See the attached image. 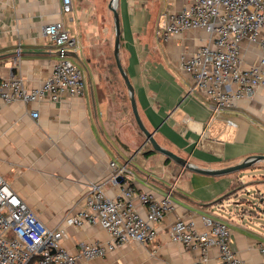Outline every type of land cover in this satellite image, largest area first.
I'll use <instances>...</instances> for the list:
<instances>
[{
  "label": "crops",
  "instance_id": "0c3cea01",
  "mask_svg": "<svg viewBox=\"0 0 264 264\" xmlns=\"http://www.w3.org/2000/svg\"><path fill=\"white\" fill-rule=\"evenodd\" d=\"M187 1L116 0L118 57L133 88L138 115L160 147L198 169L219 170L264 156V85L252 97L216 114L190 89L178 68L179 56L195 51L206 34L190 30L166 42L155 38L157 26ZM109 2L72 0L71 12L62 13L61 0H0V79L14 76L27 90L38 87L58 58L42 28L60 20L79 43L67 58L82 67L78 68L85 85L79 99L2 106L0 176L49 229L64 228V218L84 207L90 182H106V194H117L118 186L107 183L110 162L126 166L128 172L119 180L136 192L159 198L172 191L173 211L154 225L153 242L126 244L82 264H195L199 252L171 243L167 231L178 218L202 230L201 217L228 227L231 249L245 264H264L259 253L264 244V196L258 182L246 181L264 171V162L209 176L152 151L113 66L115 30ZM257 54L255 46L242 45L245 66ZM32 111L38 112L37 120L31 118ZM227 119L235 126L227 125ZM250 185L256 188L254 196ZM65 235L63 245L74 254L82 242L110 240L98 227H66ZM215 255L211 250L209 264H215Z\"/></svg>",
  "mask_w": 264,
  "mask_h": 264
},
{
  "label": "built area",
  "instance_id": "2783aa9c",
  "mask_svg": "<svg viewBox=\"0 0 264 264\" xmlns=\"http://www.w3.org/2000/svg\"><path fill=\"white\" fill-rule=\"evenodd\" d=\"M71 10L72 0H61V12ZM190 30L203 31L206 40L192 53L180 55L178 68L187 77L190 89L207 100L212 112L233 108L264 85V0H188L177 14L166 17L154 34L157 40L166 42ZM42 33L58 57L50 74L30 90L18 77L0 79V110L17 102L55 103L84 95V74L67 58L78 49V41L60 20L45 24ZM243 44L258 49L249 66L243 63ZM30 116L37 120L38 112L32 111ZM226 124L235 126L230 119ZM108 169L107 183L118 186L117 194H106V182H90L84 207L64 218V228L54 229L47 228L0 176V264H82L126 244L153 242L154 225L173 211L172 191L159 198L136 192L129 183L119 181L128 172L125 165L110 162ZM201 223L203 229L198 230L193 221L176 219L167 231L169 241L198 251L195 264H209L211 250L216 251L215 264H245L231 249L230 231L224 223L208 217H201ZM66 227H98L110 240L82 242L74 254L63 245ZM259 253L264 257V244Z\"/></svg>",
  "mask_w": 264,
  "mask_h": 264
},
{
  "label": "water",
  "instance_id": "95a60500",
  "mask_svg": "<svg viewBox=\"0 0 264 264\" xmlns=\"http://www.w3.org/2000/svg\"><path fill=\"white\" fill-rule=\"evenodd\" d=\"M115 3H116V0H110V2L108 4V9L112 13L113 22H114V30H115L114 44H113V56H114V59H115V64H116L117 71H118L120 77L122 78L127 91L129 92L131 111H132L133 117L135 119L136 125L138 126V128L142 132V134L144 135L145 142L150 144L152 151H155L157 153L162 154L166 158L170 159L172 162L178 164L179 166H181V167H183V168H185V169H187L189 171H192V172H195V173H198V174H202V175H209V176H219V175H226V174L240 172V171L252 168L253 165L256 164V163L264 162V156H252V157L246 158L240 164H237V165H234V166H230V167H227V168H223V169H219V170H202V169H198V168L192 166L191 164H189L183 158L173 154L172 152L160 147L157 144V142L153 138L152 133L149 132L144 127V125H143V123H142V121H141V119H140V117L138 115V112H137V109H136V105H135V102H134V97H133V88H132V86H131L126 74L123 71V68L121 66V63H120V60H119V57H118L119 38H120V25H119L118 13H117L116 8H115Z\"/></svg>",
  "mask_w": 264,
  "mask_h": 264
},
{
  "label": "rangeland",
  "instance_id": "374dc122",
  "mask_svg": "<svg viewBox=\"0 0 264 264\" xmlns=\"http://www.w3.org/2000/svg\"><path fill=\"white\" fill-rule=\"evenodd\" d=\"M70 62L72 63V64H74V65H76L77 67H81L79 64H77L75 61H72V60H70ZM82 68V67H81ZM247 170H249V169H247ZM247 172V171H246ZM250 174V173H249ZM254 175H255V178H252V175H249V177L248 178H246L247 180L246 181H256V182H258L259 183V185H258V188H259V190H260V192H261V195L262 196H264V171H256L255 173H254ZM250 192L249 193H251L253 196L256 194V188H255V186H253V185H250ZM260 195V196H261Z\"/></svg>",
  "mask_w": 264,
  "mask_h": 264
},
{
  "label": "trees",
  "instance_id": "16d2710c",
  "mask_svg": "<svg viewBox=\"0 0 264 264\" xmlns=\"http://www.w3.org/2000/svg\"><path fill=\"white\" fill-rule=\"evenodd\" d=\"M113 66L115 67V61H113ZM139 129V128H138ZM166 161H169V159H166Z\"/></svg>",
  "mask_w": 264,
  "mask_h": 264
}]
</instances>
